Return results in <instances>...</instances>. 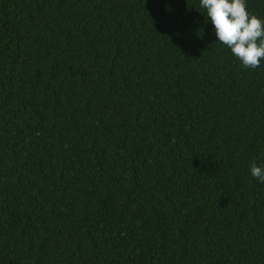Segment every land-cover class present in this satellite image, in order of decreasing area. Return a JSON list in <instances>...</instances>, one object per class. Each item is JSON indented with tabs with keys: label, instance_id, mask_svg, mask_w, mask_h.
Instances as JSON below:
<instances>
[{
	"label": "trees",
	"instance_id": "obj_1",
	"mask_svg": "<svg viewBox=\"0 0 264 264\" xmlns=\"http://www.w3.org/2000/svg\"><path fill=\"white\" fill-rule=\"evenodd\" d=\"M198 11L0 0V264H264V62Z\"/></svg>",
	"mask_w": 264,
	"mask_h": 264
},
{
	"label": "clouds",
	"instance_id": "obj_2",
	"mask_svg": "<svg viewBox=\"0 0 264 264\" xmlns=\"http://www.w3.org/2000/svg\"><path fill=\"white\" fill-rule=\"evenodd\" d=\"M209 22L215 43L228 48L243 67L257 68L264 62V19L247 11L246 0H198ZM249 174L264 183V164L252 163Z\"/></svg>",
	"mask_w": 264,
	"mask_h": 264
}]
</instances>
